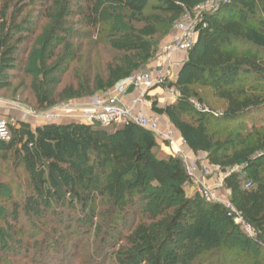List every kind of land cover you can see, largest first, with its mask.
I'll return each mask as SVG.
<instances>
[{"label":"trees","instance_id":"obj_1","mask_svg":"<svg viewBox=\"0 0 264 264\" xmlns=\"http://www.w3.org/2000/svg\"><path fill=\"white\" fill-rule=\"evenodd\" d=\"M103 1L128 14L127 24L112 26L105 37L107 46L122 56L107 65L104 76L96 74L76 87L63 88L57 94L61 102L111 91L150 61L151 39L159 25L179 19L199 2L214 0H93V6L82 11L91 28L97 25L96 7ZM20 15L16 11L7 19L0 12V90L10 87L31 32L29 18L15 22ZM195 30L186 61L167 85L183 93L194 85L210 88L223 102L222 111L192 113L185 102L152 110L168 119L192 153L207 154L213 167L243 168L241 175L225 178L224 187L254 239L238 231L222 205L208 204L198 194L185 197L183 185L189 179L181 158L156 156L153 135L130 123L113 132L79 123L45 124L33 130L20 122L11 126L9 142L0 141V153H11L13 167L22 168L28 177V214L51 211L57 216L66 209L79 215L71 224L86 231L94 227L100 199L106 208L102 225L110 231L101 237L102 251L109 249L113 233L126 231L123 244L111 249L115 264H207L206 256L235 250L229 237L242 239L241 254L258 261L251 250L264 254V129L253 127L219 139L211 127L264 115V0H229ZM30 89L41 108L54 105L50 91L37 83ZM187 113L191 123L181 119ZM167 195L177 200L175 206H165ZM129 213L141 216V221L129 226ZM57 218L62 223L61 216Z\"/></svg>","mask_w":264,"mask_h":264},{"label":"rangeland","instance_id":"obj_2","mask_svg":"<svg viewBox=\"0 0 264 264\" xmlns=\"http://www.w3.org/2000/svg\"><path fill=\"white\" fill-rule=\"evenodd\" d=\"M228 1L199 2L179 19L159 25L151 39L152 57L137 72L145 74L156 69L166 76L168 83H173L178 69L188 56V53L173 54L167 58L163 55L164 50L173 44L177 34L176 25H197ZM93 3V0H0V12L4 13L7 19L14 12H20L21 15L15 22L19 23L24 17L29 18L31 31L27 34L29 39L23 44L22 63L18 71L13 72L10 87L0 90V118L10 119L11 126L20 122L29 124L30 128L49 124V115H57L61 124L81 123L83 111L91 97L66 103L61 102L57 94L65 87H76L84 78H92L96 74L105 75L107 65L122 56L107 46L106 34L112 26H125L128 16L123 8L103 1L97 4V25L91 28L85 22L82 11L92 7ZM32 83H37L51 92L53 106L41 108L37 104L30 89ZM110 92H105V95ZM145 100L146 104L142 109L146 116L157 120L161 126L170 123L166 117L157 116L152 110L153 106L163 109L177 102H185L192 113L203 111L216 114L223 108V102L215 93L200 85L189 87L186 93L176 87L163 88L155 94L145 96ZM181 119L191 123L192 115L183 114ZM119 127L121 126L109 128V132ZM253 127L257 130L264 129V115H252L241 123H220L213 125L211 130L216 132L217 138L224 139L228 134H245L246 130ZM170 130H174L178 137L179 134L172 125ZM159 145L162 146L161 143ZM163 146L164 151H167L168 144ZM164 151L158 147L154 153L158 157H168ZM186 156L196 162L199 170L202 163L212 167L205 153H191ZM242 169L240 166L227 169L212 167L211 175L206 178L216 180V185L210 189L214 190L217 200L226 196L222 179L234 173L241 175ZM195 188L190 182L184 184L185 197L190 198L196 194ZM28 196L27 175L22 168L13 167L11 153H0V264H115L111 253L123 244L126 231L118 229L113 233L109 249L102 251L104 245L101 243V237L110 233L108 227L102 225L106 212L103 201L98 199L96 202L97 218L93 222L94 227L81 231L75 224H71L79 215L66 209L57 215L63 219L62 223L51 211L40 215L28 214L25 207ZM226 197L230 201L229 196ZM176 203L177 200L170 195L165 197V206H175ZM14 208L17 209L16 221L13 220ZM171 211L172 209L168 210ZM141 219L136 213H129L128 225L135 226ZM236 227L241 234L247 236L241 226ZM98 229L102 231L98 232ZM228 242L235 250L229 254L214 252L206 256L207 264H264V254H257L258 251L254 247L251 253L256 255L258 261L245 259V255L240 252L242 239L229 237ZM6 246L11 251L5 250ZM99 258L102 259L97 263Z\"/></svg>","mask_w":264,"mask_h":264},{"label":"built area","instance_id":"obj_3","mask_svg":"<svg viewBox=\"0 0 264 264\" xmlns=\"http://www.w3.org/2000/svg\"><path fill=\"white\" fill-rule=\"evenodd\" d=\"M196 26L197 25H188L185 23L177 24V34L174 37L173 44L164 50V57L167 58L178 53H188L197 37V32L195 30ZM167 84L166 76L157 72L156 69L145 74L138 72L133 73L129 78L117 84L111 90L110 94L105 95V92H103L89 98L87 106L83 111V118L80 124L109 129L130 123L152 134L157 145H159V143L162 144V146L159 145L160 147H163V144H168V147L171 148L174 143V133L170 130L162 131L157 120L146 116L142 109L146 104L145 96H147L153 88L168 89L169 87ZM129 89H132L133 92L138 94L130 100L127 105H124L122 104L121 99L127 94ZM47 119L49 120V124H60L57 115H49ZM10 121V119L0 118V141L2 142H9L10 140ZM180 145L182 147H187L186 142L183 139H180ZM172 155H177L181 158L189 179L188 183L190 182L191 185L196 187L195 193L208 204L217 203L218 200L213 190L204 184L201 179L196 178L198 171H201L202 176L204 177L211 175L213 166H201V170H199V166L196 162L186 155H183L182 153H174ZM245 188H250V184L247 183ZM225 209L227 210V216L232 217L234 225L241 226V230L248 237L255 236L254 231L242 223L239 215H237L230 206H226Z\"/></svg>","mask_w":264,"mask_h":264},{"label":"crops","instance_id":"obj_4","mask_svg":"<svg viewBox=\"0 0 264 264\" xmlns=\"http://www.w3.org/2000/svg\"><path fill=\"white\" fill-rule=\"evenodd\" d=\"M178 71H179V69H178ZM178 71H177V73H178ZM176 76H177V74H176ZM176 76H175V78H176ZM174 78V79H175ZM175 81V80H174ZM163 88H155V89H153L152 91H150L149 93H148V96L149 95H151L152 93L153 94H155L157 91H161ZM137 96V93H135V92H133L132 91V89H129L128 91H127V94L121 99V102H122V104H124V105H127L128 104V102L130 101V100H132L134 97H136ZM165 117V116H164ZM61 124V123H60ZM59 124V125H60ZM62 124H71V123H62ZM163 124V123H162ZM29 125V124H28ZM161 126V125H160ZM162 126H164V128L162 129ZM161 126V130L162 131H167V130H170V128H171V124H168L167 126H166V123H164L163 125ZM36 127H38V126H36ZM36 127H32L31 126V129H35ZM167 127V128H166ZM174 128V127H173ZM170 131H172L173 133H174V135H173V146H171V148H166L167 149V151H164V146L163 147H160L159 145H158V147L161 149V150H163L164 152H166V154H167V156H173L172 154H178V153H182V154H186V155H190L192 152L188 149V147H182L181 145H180V139H182L181 137H180V135H178V137H176V132L174 131V130H170ZM178 133V132H177ZM176 138V139H175ZM178 152V153H177ZM192 154H194V153H192ZM177 156V155H176ZM176 156H173V157H176ZM177 157H179V156H177ZM206 165H209V164H203L202 163V165L201 166H206ZM209 177V176H208ZM196 178L197 179H201L202 180V182H204V184H206L208 187H211V186H213V185H216V180L213 178V179H207L206 177H204V176H202V173H200L199 171L197 172V174H196ZM210 185V186H209ZM222 187L224 188V193H226V196L228 195L229 196V198H230V192H229V190H227L225 187H224V180L222 179ZM213 192H214V190H213ZM221 197V199L219 198V200H218V202H217V204H220V205H222L223 207H226V206H230L231 207V209H234L233 207H232V205L230 204V201H229V199H227V197ZM250 238V237H249Z\"/></svg>","mask_w":264,"mask_h":264}]
</instances>
